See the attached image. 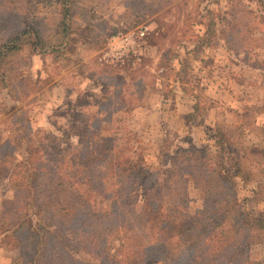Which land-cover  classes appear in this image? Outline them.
Listing matches in <instances>:
<instances>
[{"label":"rangeland","instance_id":"1","mask_svg":"<svg viewBox=\"0 0 264 264\" xmlns=\"http://www.w3.org/2000/svg\"><path fill=\"white\" fill-rule=\"evenodd\" d=\"M6 1L0 39L22 21L34 22L56 51L38 54L25 45L5 62L0 152L13 154L14 163L34 152L29 160L39 153L48 165L57 159L76 167L87 155L105 171L145 180L156 173L148 183L158 182L163 199L152 212L154 240L186 241L189 218L208 203L180 177L190 172L182 149L208 151L211 172L252 170L251 181L234 176L232 202L264 215V32L248 40L244 33L246 25L256 26L245 8L264 14L260 0H66L67 33L64 7L53 0H34L31 15L26 0ZM210 24L213 34L206 32ZM126 33L142 46L119 60L112 54L122 44L114 38ZM218 132L233 141L217 147ZM5 168L0 264H23L30 249L11 251L1 240L22 215ZM88 201L100 210L108 205L106 195L91 193ZM263 256V245L251 249L253 260ZM146 264L162 263L149 258Z\"/></svg>","mask_w":264,"mask_h":264},{"label":"trees","instance_id":"2","mask_svg":"<svg viewBox=\"0 0 264 264\" xmlns=\"http://www.w3.org/2000/svg\"><path fill=\"white\" fill-rule=\"evenodd\" d=\"M0 1L2 17L8 14L4 7L7 1ZM260 1L264 6V0ZM26 3L30 15L37 10L34 0ZM49 3L64 7L61 24L67 33L65 20L70 10L65 7L66 0ZM250 8H245L244 13L251 15L256 26L246 25L245 40L264 32V14ZM32 23L22 21L0 39V87L7 79L5 62L25 45L38 54L50 48L56 51L54 46H47L39 26ZM206 32L214 33L212 24ZM66 43L67 37L60 44L64 46L59 47L65 48ZM213 139L221 148L233 141L229 133L218 132ZM30 145L36 148L33 142ZM182 152L189 155L190 172L181 173L180 177L208 198L204 209L189 218L187 240L183 243L150 238L149 230L154 229L152 212L156 201L163 199L158 182L148 183L156 173L145 180L142 176L125 175L119 169L117 173L105 171L87 155L76 167H65L57 159L54 166L48 165L39 153L29 160L34 152H25L28 157L14 163L13 154L0 152V162L4 161L0 166L8 165L4 178L12 189L13 206L22 210V215L5 231L4 243L15 249H30L23 264H146L149 258L162 264H264V256L261 260L251 258L253 247H264V215L248 211L245 203L238 200L232 202L236 195L231 185L235 183L234 176L251 181L254 172L243 176L244 166L234 175L224 166L211 172L208 151ZM91 193L108 197L105 210L88 201Z\"/></svg>","mask_w":264,"mask_h":264},{"label":"built area","instance_id":"3","mask_svg":"<svg viewBox=\"0 0 264 264\" xmlns=\"http://www.w3.org/2000/svg\"><path fill=\"white\" fill-rule=\"evenodd\" d=\"M146 31L147 30L145 29V30L138 32L137 36L139 37L140 40L145 39ZM116 39L120 40L122 47L119 48V50H116V52H113L112 55L117 57V59H119V60L127 57L131 51L137 54L138 49L141 48V46H142L140 43H138L140 41L134 40L133 37L131 36V34H129V33L119 34L117 36V38H114V40H116Z\"/></svg>","mask_w":264,"mask_h":264},{"label":"crops","instance_id":"4","mask_svg":"<svg viewBox=\"0 0 264 264\" xmlns=\"http://www.w3.org/2000/svg\"><path fill=\"white\" fill-rule=\"evenodd\" d=\"M2 239H3V236L1 237V240H2ZM1 249H3V248H1ZM10 250H11V251L16 250V251L18 252V249H15V248H12V249L10 248ZM4 251H6V249H4Z\"/></svg>","mask_w":264,"mask_h":264}]
</instances>
